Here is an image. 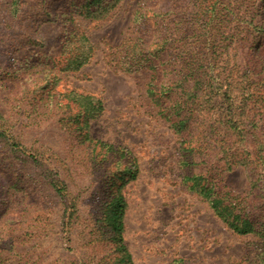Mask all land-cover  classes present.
Wrapping results in <instances>:
<instances>
[{"label":"trees","instance_id":"trees-1","mask_svg":"<svg viewBox=\"0 0 264 264\" xmlns=\"http://www.w3.org/2000/svg\"><path fill=\"white\" fill-rule=\"evenodd\" d=\"M121 1L0 0V84L10 90L9 102L21 113L23 125L53 122L76 135L85 151L93 154L100 147L106 168H118H110L104 180L95 229L101 234L97 240L116 254L113 264H135L124 238L123 189L138 177L139 165L128 151L94 142L90 125L105 109L99 98L58 88L62 74L78 71L93 55L80 22L109 19ZM263 8L264 0H142L127 37L116 47L120 68L149 74L146 97L177 137L185 187L200 195L235 234L258 237L260 257L253 262L246 252L241 264H264V55L252 59L249 46L251 38L264 34ZM48 25L63 29L61 49L55 53L42 37ZM233 49L245 51L234 59ZM12 128L0 113L3 155H24L22 164L28 168L44 167L41 155L46 152L28 148ZM10 166L7 188L0 180V199L23 193L40 205L48 193L73 220L78 197L58 175L49 177L46 169L40 183L31 187L32 179L29 187L22 171L26 166ZM238 166L249 180L242 193L225 181ZM17 220L5 221L0 230V264H38L45 231Z\"/></svg>","mask_w":264,"mask_h":264},{"label":"rangeland","instance_id":"rangeland-1","mask_svg":"<svg viewBox=\"0 0 264 264\" xmlns=\"http://www.w3.org/2000/svg\"><path fill=\"white\" fill-rule=\"evenodd\" d=\"M141 1L122 0L105 21L80 22L94 49L92 58L78 71L62 74L58 87L99 98L105 109L91 122L94 142L128 151V158L132 157L139 165L138 177L123 189L127 200L124 230L127 247L135 264H241L246 252L247 258L255 262L260 257L258 237L235 234L200 195L183 184L185 172L178 162L177 137L157 117L146 97L149 74L127 72L117 64L116 47L127 37ZM62 32L61 25H48L42 30L46 47L53 53L61 49ZM250 41L249 46L254 49L250 50L251 58L262 57L264 34ZM244 51L231 50L234 59ZM9 97L10 90L0 84V113L9 119L15 138L28 148L41 147L46 154L41 155L44 167L37 164L30 169L22 164L24 155L12 152L3 155L0 149L1 183L7 188L10 165L26 166L22 171L29 180L28 186L34 180L31 187L40 183L48 169L49 177L58 175L77 195L78 208L70 221L69 211L65 212V206L57 197L44 194L41 204L37 205L34 200L35 203H31L29 196L26 198L23 193L11 191V196L0 199V230L5 221L13 219L23 222V226H37L39 232L44 230L38 264H92L89 261L113 264L116 254L111 245L97 240L101 234L95 226L104 180L111 170L118 168H106V163L101 161L100 147L93 154L92 149L85 151L76 135L53 122L23 125L24 118L12 109ZM225 181L234 191L242 193L249 189L244 167L238 166L228 172ZM20 210L21 215L17 216ZM90 239L97 241L91 243Z\"/></svg>","mask_w":264,"mask_h":264}]
</instances>
